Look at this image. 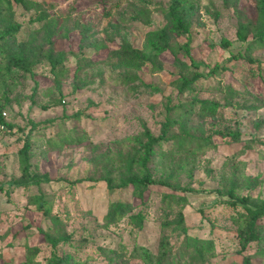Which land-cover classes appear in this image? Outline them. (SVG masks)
I'll return each mask as SVG.
<instances>
[{
    "label": "rangeland",
    "instance_id": "374dc122",
    "mask_svg": "<svg viewBox=\"0 0 264 264\" xmlns=\"http://www.w3.org/2000/svg\"><path fill=\"white\" fill-rule=\"evenodd\" d=\"M28 1L36 6L25 8L12 2L11 18L21 23L16 41L47 49L44 24L50 22L54 27L51 39L55 49L63 54V62L55 72L48 60L42 59L33 66L31 74L16 68L4 74L5 61L0 52V106L5 121L12 125L11 130L0 125V264L3 259L11 264L21 262L25 244L40 248L36 264H44L52 250L48 244L39 243L37 235L39 227L47 229L52 222L27 202L28 194L38 189L15 182L21 174L18 150L32 124L30 172L49 174L51 181L42 183L40 188L49 196L52 212L62 219L66 231L74 233L72 243H60L55 251L85 259L87 264H144L137 256V248L146 247L156 254L161 222L166 216L172 218L178 209L172 203L173 210L168 212L162 202L163 195L172 190L159 184L151 187L147 202L134 210L144 216L141 229L129 223L127 217L105 227L102 216L109 201L129 199L131 192L120 189L110 194L104 182L71 181L95 175L104 156L126 150V146L119 145L140 133L143 122L152 134L158 135L167 105L193 97L224 103L225 87L243 91L251 75L264 91V47L245 50L246 43L236 36L240 21L257 24L256 0H194L198 7L191 16V55L203 73L216 63L223 65L225 71L208 74L193 91L183 93L176 85L179 70L171 65L168 52L162 55L163 69L151 72L147 68H113L102 60L107 48L96 47L106 39L115 40L107 43L109 48L116 47L124 36L135 48H142L146 32L166 24L163 9L171 0ZM40 12L48 16L35 20ZM83 32L88 36L80 50ZM223 38L232 41L226 49L220 44ZM186 40L185 36L173 37L171 43L177 45ZM238 54L243 56L229 58ZM183 59L190 63L188 58ZM124 75H137L140 80L122 84ZM143 82L157 86L159 91ZM251 101L249 95L234 97L215 120L190 116L187 126L197 135L211 137L213 147L187 155L188 162L184 153L170 151L166 156H154L149 163L155 179L165 178L172 168L177 170L171 183L189 189V203L183 207L187 234L213 242V254L203 262L198 258L193 264H240L246 254L253 255L254 264H264V231L262 241H253L241 251L232 217L242 208L222 202L227 196L220 198L215 192L229 185L235 171H241L248 180L257 181L247 186L243 179L238 194L249 195L253 200L264 197V103L257 109L247 108ZM226 129L240 132L239 143L220 136L218 132ZM74 137L80 138V143L66 141ZM224 139L229 143H224ZM170 147V142L161 144L162 150ZM182 162L186 164L179 169ZM260 221L264 223V217ZM165 233L172 252L181 261H188L191 248H185V235L173 230Z\"/></svg>",
    "mask_w": 264,
    "mask_h": 264
},
{
    "label": "trees",
    "instance_id": "16d2710c",
    "mask_svg": "<svg viewBox=\"0 0 264 264\" xmlns=\"http://www.w3.org/2000/svg\"><path fill=\"white\" fill-rule=\"evenodd\" d=\"M108 1V0H102ZM226 2V0H224ZM12 2L21 4L28 8L36 6V3H31L28 0H0V52L3 53L5 61L4 74L9 73L12 68L20 69L24 73H32L34 65L41 62L42 59H47L50 68L55 72L63 62V54L55 49L52 41L53 28L52 23L44 24V39L49 44L47 49H42L33 43L25 41L17 42L16 35L21 28V23L11 18ZM258 22L254 25L251 21H240L237 26V40L246 43L245 50H253L264 47V0H256ZM198 7L194 0H171L169 6L163 9V15L166 19V24L159 28L149 29L146 32L143 47L135 48L132 43L126 38L117 43L116 47L109 48L108 42H114V39H106L105 43H98L96 47L107 48V54L102 60L112 64L113 68L126 67L130 69L147 68L151 72L160 71L163 69L165 60L162 55L169 53L171 55V65L179 70L176 78L178 91H193L198 82L204 79L208 74H216L220 71L224 72L223 65L215 64L211 67L208 73H203L198 70L199 65L194 61L191 55V16L193 11ZM48 15L45 12H40L34 17L35 20L46 19ZM251 34V38L248 36ZM88 34L83 32L80 36L79 48L84 46ZM185 36L187 40L184 43L173 45L171 40L173 37ZM221 46L226 49L231 46L232 41L223 38L220 42ZM243 55H231L229 58L242 57ZM184 57L188 58L190 63H187ZM113 60V61H111ZM250 60V59H249ZM93 64V63H91ZM81 69V67H79ZM77 69V70H79ZM76 76V73L75 75ZM140 80L137 75H124L121 79L122 84ZM259 79L261 77L259 76ZM255 77L251 75L249 83L244 86L243 91H238V88H233L230 85L225 87L226 96L225 102L221 103L215 99L193 97L189 101H182L176 105H167L166 116L161 123L160 133L152 134L146 123H142V131L137 135L124 139L119 147L126 146V150H118L117 153L107 154L105 161L100 163L95 175L85 178H76L71 182H81L84 180L92 182H104L108 193L113 194L117 190L127 189L130 193L129 199H112L109 201L106 211L102 216V225L115 224L127 217L128 222L134 224L138 229L143 227L144 216L141 211L134 213V210L147 202L150 196L151 187L155 184L169 187L172 191L165 193L162 197V202L165 203V208L170 212L173 210L172 203L178 206L174 211V216L169 218L166 216L160 225L161 238L159 242L158 252H152L146 247H139L137 250L144 264H193L198 258L201 262L209 255L213 254V242L210 239H201L197 236L187 234L185 224L186 216L183 213V207L189 203L186 193L188 188L179 187L177 184L171 183V178L177 170L171 169L169 175L163 179H155L149 166L150 161L154 156H166L168 152L184 153L183 157L188 162L187 155H196L199 152L213 147L214 143L211 137H202L197 135L192 127H188V119L191 115L197 114L201 117H208L213 120L220 117L222 107L230 106L232 99L240 95H249L252 99L247 108L257 109L264 103V91L262 84L254 82ZM57 84L58 80H57ZM144 86L159 91V88L151 83L143 82ZM264 84V83H263ZM256 88L254 89V86ZM264 86V85H263ZM76 89V86H74ZM196 107V109H194ZM224 109V108H223ZM194 110H196L194 112ZM0 125L11 130L12 125L7 123L2 116V107L0 106ZM35 124L31 125L30 131ZM174 130L171 132V130ZM177 129V131H176ZM30 131L24 136L22 146L18 150L20 171L19 178L15 181L17 184L24 186H35L38 191L28 194L27 202L34 206V209L41 213L47 220L52 222V226L47 229L38 228V242L46 243L52 249L49 257L44 264H87L86 260H80L69 253L59 255L55 248L60 243H72L74 233L67 232L59 215L52 212V203L42 190V183H49L51 178L47 172L35 171L30 172V151L32 143L30 140ZM220 133L222 138H231L232 143H239L240 132L237 130L226 129ZM224 143H229V140L224 139ZM67 142L80 143V138L74 137L66 140ZM170 142L171 146L167 150L161 149L162 143ZM186 163H180L178 168H182ZM241 178V179H240ZM243 179H246L247 186H253L256 179H247L241 171L234 173L229 185L225 188L216 189L215 192L222 198L227 196V199H222V202L230 204L233 208L241 206L242 210L237 211L232 221L237 227V236L239 239L241 251L246 250V246L251 242L262 241V233L264 231V223H261V218L264 217V197L261 199H251L249 195L240 196L238 189L241 186ZM28 186V187H29ZM2 183H0V189ZM223 189V190H222ZM179 191H183L182 194ZM28 225L25 228L28 229ZM24 228V229H25ZM167 230L180 231L185 235V248H191L187 252L189 260L181 261L180 258L172 252ZM13 236L16 237L15 233ZM184 253L185 250H182ZM40 253V248L37 245L25 244V257L17 264H36V257ZM182 253V254H183ZM2 253L0 252V257ZM112 257H109L111 262ZM252 254H246L240 264H254ZM2 264H11L3 259Z\"/></svg>",
    "mask_w": 264,
    "mask_h": 264
}]
</instances>
